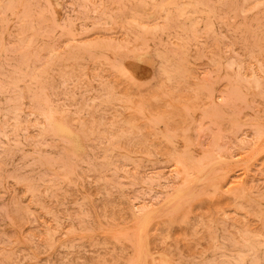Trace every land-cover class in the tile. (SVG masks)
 <instances>
[{
    "label": "rangeland",
    "instance_id": "1",
    "mask_svg": "<svg viewBox=\"0 0 264 264\" xmlns=\"http://www.w3.org/2000/svg\"><path fill=\"white\" fill-rule=\"evenodd\" d=\"M0 264H264V0H0Z\"/></svg>",
    "mask_w": 264,
    "mask_h": 264
}]
</instances>
